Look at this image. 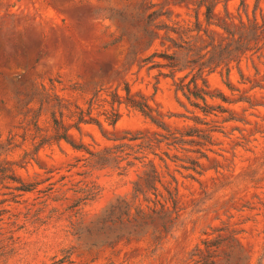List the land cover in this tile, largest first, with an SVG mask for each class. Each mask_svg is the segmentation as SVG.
I'll return each instance as SVG.
<instances>
[{
    "label": "rangeland",
    "instance_id": "obj_1",
    "mask_svg": "<svg viewBox=\"0 0 264 264\" xmlns=\"http://www.w3.org/2000/svg\"><path fill=\"white\" fill-rule=\"evenodd\" d=\"M92 102L106 136L75 128ZM65 135L134 166H85ZM149 164L162 201L141 225ZM2 210L0 264H264V0H0Z\"/></svg>",
    "mask_w": 264,
    "mask_h": 264
},
{
    "label": "trees",
    "instance_id": "obj_2",
    "mask_svg": "<svg viewBox=\"0 0 264 264\" xmlns=\"http://www.w3.org/2000/svg\"><path fill=\"white\" fill-rule=\"evenodd\" d=\"M185 79V78H184ZM184 79H181L180 84L178 85L177 91H182L184 96L191 101L192 97H194L196 100H202L206 102V95L201 94V90L197 84V81L193 79V81L189 82L188 84H184ZM194 88L196 90V93H193L191 91V88ZM185 90H188L186 93ZM127 93H130V90L127 89ZM97 102V101H96ZM113 105H112V111L105 113V122L108 123L109 126H111L113 129H116L117 123L119 122L121 116L119 114V111L115 108V103L122 104L119 95H115L113 99ZM95 102H92L91 107L89 108V111H81L79 113V120L77 124L75 125V128L81 132V125L82 124H94L99 127V129L102 131V133L106 136V130L104 128L103 123L100 120L94 119L92 115V109ZM127 106H131L134 109L141 112L146 118L150 119L154 124L158 126H163L152 116V110L147 105L144 100L140 103H137L133 100L127 101ZM194 105V104H193ZM195 106V105H194ZM198 106V105H196ZM63 126V125H62ZM60 140L66 141L68 144L71 145V147L75 151L79 152H85L86 158L80 159L78 162L84 161L85 166H88V164L94 163L96 165H99L103 168L107 167H116L117 169L121 170V175H125V173L128 171L129 168L134 166V163L132 161H128L126 166L121 167V163L123 161H126L129 159V157L132 155V153L128 152L127 150H132L133 148L124 144V145H118L110 148H105L100 151H92L88 146H85L82 144H75L69 135H65L60 138ZM111 140V139H109ZM138 138H132L130 141H136ZM141 146V145H140ZM137 153V152H134ZM26 159V158H25ZM134 160H140L139 158H134ZM76 167V166H75ZM143 182L147 183L149 186L154 185L155 183L159 182V174L157 173L156 167L153 164H149V172L147 173V179L142 180V177H140V180L135 183V189H134V197L137 199L141 196L145 198V201L148 203V207L142 208L137 207L134 210V213H131L132 208L128 207L126 209V217L130 222H136L140 223L141 225L148 222L153 221L155 219V214L158 213L156 210V207L159 205V203L162 201L160 198H162V195L155 192L153 195L155 198H151L150 192L144 187ZM20 187L17 188V191L22 193V195H26L32 192H39V194L42 193L41 190H38L37 184L30 185L25 184L23 182L20 183ZM89 185V186H88ZM86 186V189L83 191V198L80 199V202L77 203L74 207L77 208L81 202L83 201H93L96 199L98 192L96 193L95 190L97 189L94 184L88 183ZM45 198L43 203H46L47 200L50 198V196H44L40 197ZM153 203V206H150V204ZM129 206V205H128ZM165 205H163L164 207ZM3 211H0V217L3 215ZM77 212L80 213V210L77 209ZM2 219H0L1 222ZM1 228V224H0ZM12 240V238H11Z\"/></svg>",
    "mask_w": 264,
    "mask_h": 264
}]
</instances>
